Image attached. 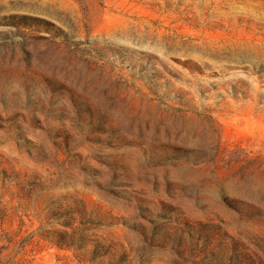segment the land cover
I'll list each match as a JSON object with an SVG mask.
<instances>
[{"label":"rangeland","instance_id":"374dc122","mask_svg":"<svg viewBox=\"0 0 264 264\" xmlns=\"http://www.w3.org/2000/svg\"><path fill=\"white\" fill-rule=\"evenodd\" d=\"M2 212L3 264H264V0H0Z\"/></svg>","mask_w":264,"mask_h":264},{"label":"trees","instance_id":"16d2710c","mask_svg":"<svg viewBox=\"0 0 264 264\" xmlns=\"http://www.w3.org/2000/svg\"><path fill=\"white\" fill-rule=\"evenodd\" d=\"M0 220H3V212L0 214ZM4 232V235L2 234ZM10 232H6L5 229L0 227V236L2 235V240L4 241V245H0V264L2 263L1 260V254L3 253L4 250L8 249L9 243H12L14 241V238L11 237ZM26 254V249L22 248L20 251L17 252L15 256L12 258L8 259L5 264H26L25 259L23 256Z\"/></svg>","mask_w":264,"mask_h":264}]
</instances>
